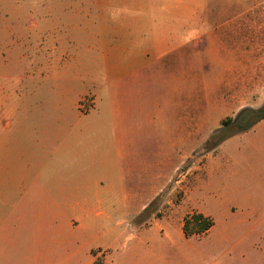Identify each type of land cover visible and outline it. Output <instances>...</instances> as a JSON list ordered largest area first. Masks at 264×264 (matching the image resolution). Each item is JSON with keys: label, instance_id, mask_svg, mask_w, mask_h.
<instances>
[{"label": "crops", "instance_id": "0c3cea01", "mask_svg": "<svg viewBox=\"0 0 264 264\" xmlns=\"http://www.w3.org/2000/svg\"><path fill=\"white\" fill-rule=\"evenodd\" d=\"M41 1L40 76L6 78L15 87L0 93V264H96V249L102 264H264V205L260 220L221 224L197 207L214 221L203 235L186 236L184 223L180 233L171 222L153 223L145 229L156 236L151 251L138 255L148 248L131 232L141 227L130 225L139 213L123 205L133 195L109 185V176L123 183L139 165L152 172L150 164L143 169L140 134L162 129L174 147L175 133L179 143L223 110L219 88L208 96L205 75L193 85L185 76L192 43L264 37V0ZM80 36L98 58L95 82L81 94L61 73L64 45L77 50ZM166 61L169 76H160ZM90 92L93 106L82 112ZM234 206L237 216L258 212Z\"/></svg>", "mask_w": 264, "mask_h": 264}, {"label": "rangeland", "instance_id": "374dc122", "mask_svg": "<svg viewBox=\"0 0 264 264\" xmlns=\"http://www.w3.org/2000/svg\"><path fill=\"white\" fill-rule=\"evenodd\" d=\"M43 12L41 0H0V93L1 90L8 92L10 85L3 82L6 78L38 80L44 53L39 51L37 25ZM78 39V51H71L70 45H64L61 73L68 82L72 80L79 85L81 94L95 82L96 70L91 69V65L96 66L98 58L87 51L86 37ZM189 53L190 64L185 66V76L193 85L196 79L205 75L208 96L213 95L211 89L219 88L223 110L205 118L197 134L190 133L188 137V133H184L179 143L176 142L182 134L175 133L174 147L172 134L162 129L140 134L143 169L147 163L152 172L143 171L142 165H139L133 176H126L123 183L119 176H109L110 188L116 194L122 186L133 195L123 205H127L129 214L139 213L130 225L141 227L131 232L132 235L139 233L148 248H138V255L150 252L156 240V236L145 232L151 224L168 221L174 225L175 233H180L186 218L197 213L198 209L219 224L225 221H256L262 217L264 126L251 135L231 138L223 143L221 150L220 145L209 149L207 143L222 128L223 120L236 117L245 108L257 109L264 104V37H201L192 43ZM170 64L166 61L164 68L160 67V76H169ZM181 70L177 65L174 72L178 75ZM10 83V87L14 88V81ZM81 99L80 110L90 111L92 93ZM146 154L151 156L146 157ZM246 194L251 196L245 197ZM116 199V196L110 197L111 203L116 205ZM238 203L257 208L258 212L250 218L237 216L239 210L234 205ZM141 206L143 211L139 212ZM146 208L149 209L145 212ZM230 212H235V216H231ZM236 233L238 236L242 234L241 231ZM116 239H119L118 236ZM102 252V249L93 251L97 256L96 264L103 263Z\"/></svg>", "mask_w": 264, "mask_h": 264}, {"label": "trees", "instance_id": "16d2710c", "mask_svg": "<svg viewBox=\"0 0 264 264\" xmlns=\"http://www.w3.org/2000/svg\"><path fill=\"white\" fill-rule=\"evenodd\" d=\"M264 120V104L257 109L245 108L236 117L222 121V128L217 131L212 140L207 143L209 149H215L233 136L246 133ZM149 208L145 209V212ZM214 226V221L200 213H194L186 218L183 231L186 236L203 235Z\"/></svg>", "mask_w": 264, "mask_h": 264}]
</instances>
